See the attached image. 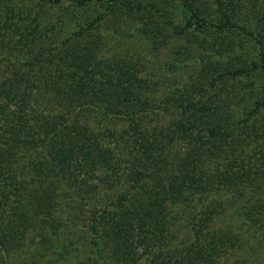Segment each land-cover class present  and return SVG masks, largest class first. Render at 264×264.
I'll return each mask as SVG.
<instances>
[{
  "label": "trees",
  "instance_id": "1",
  "mask_svg": "<svg viewBox=\"0 0 264 264\" xmlns=\"http://www.w3.org/2000/svg\"><path fill=\"white\" fill-rule=\"evenodd\" d=\"M68 1L73 17L101 0ZM107 1L111 13L124 7L127 17L142 7L137 0ZM225 1L184 0L179 11L166 14L165 24L176 34L188 29L210 38L220 56L224 50L223 62L232 69L229 75L246 81L226 92L220 98L224 101L206 102L199 108L187 102L182 109L186 118L180 124L168 127L163 118L149 119L122 131L128 145L123 153L132 162L129 170L120 173L126 180L114 187L108 186L116 182L111 174L123 158L107 142L109 133L96 132L93 122L113 116L159 118L173 104L156 102L151 112L149 102H121L134 99L136 90L124 84L122 64L109 65L107 56L96 52L99 36L68 46L75 34L98 29L102 14L68 31L70 24H77L63 17L67 11L40 25L39 15H32L34 21L28 18L26 4L0 0V264H264V158L252 159L253 154L240 148L252 133L264 134L260 114L264 112V16H256L259 0ZM211 3L217 6L212 14ZM147 15L152 17V11ZM60 32V40L49 38ZM226 41L229 52L223 45ZM249 41L256 58L238 62L236 52ZM160 47L157 41L155 50ZM176 58L169 59L166 68L161 65V72L181 71L185 79L187 67L194 64L191 53ZM202 69L213 72L214 67ZM251 77L254 81L248 83ZM210 83L214 86L216 81ZM170 86L179 89V84ZM94 95L117 101L96 102L91 100ZM129 103H135L131 111L126 107ZM224 119H230L226 127ZM239 124L237 134H228ZM217 136L222 138L219 145ZM191 137L196 149L178 151L176 145ZM144 177L149 180L141 181ZM239 181L261 184L263 196L247 198L233 208L201 197ZM99 184L119 193L104 224L97 220L103 207L98 202L103 195L95 196ZM85 202L90 205L87 209ZM85 211L91 214V223L86 244H81L73 234ZM170 211H188L191 217L176 218ZM28 223L39 226L30 246L25 245ZM178 229L186 231L180 241L175 240ZM81 245L89 249L85 260Z\"/></svg>",
  "mask_w": 264,
  "mask_h": 264
},
{
  "label": "rangeland",
  "instance_id": "2",
  "mask_svg": "<svg viewBox=\"0 0 264 264\" xmlns=\"http://www.w3.org/2000/svg\"><path fill=\"white\" fill-rule=\"evenodd\" d=\"M137 1L142 4V7L133 9L134 13H132L131 17L123 15L127 10L124 7L120 10L121 12L118 11L117 14L111 13L109 11V7L107 6V0H101L94 6L89 5V8L85 6L83 9L74 13L73 17H71V11L68 7L71 2L68 0H64L60 4L55 0V3H51V0H12V2H17L18 4H26L25 6L27 8L26 12L28 18L32 17L34 14L36 16L39 15L38 18L40 20V25L42 20L48 23L53 22L63 16V12L67 11V16L63 17L72 18L73 24H77V27L70 24L69 26L71 27H67L68 31L78 28V25L88 22L97 14H102L103 16L100 19L101 24L98 29L93 28L91 29V32L86 30L82 33L75 34L71 37V41L67 43L68 46L71 44H77L76 46H80L81 44L87 42L88 39L92 40L93 35L99 36L96 41V52L100 55H106L109 65L113 64L114 66V64H122L121 71L124 72V75H122L124 84H131V86L135 87L136 93L133 95L135 98L123 99L121 102H149V104H151L150 111L154 110L152 105L156 102H170L171 105L173 104L172 108L167 111V114L163 112L159 118H153L156 114L146 115L145 117H142V119H131L126 116H113L105 118L104 121L98 120L93 122L92 128L94 127L96 132H101L103 135L109 133L107 136V142L114 146L115 152H121L120 158H123L122 163L119 164L118 170L111 174L115 177L116 182H114V185L108 186L114 187L117 183L121 186L119 183L126 180H123L120 173L124 171V168L129 170L132 162L126 153H123V150L128 148V145L125 142V137H122L121 135L122 131H125L129 127L132 129L134 126H141L145 124L143 121L147 122L149 119L159 120L160 118H163L168 127L174 125L175 123L180 124L186 118L185 115H182V109L187 102H194L195 108H199L202 104H206V102L211 103L224 101V99L220 98L225 97L226 92H230L233 88H238V86L246 81L242 76L233 78L229 75V71L232 69L227 65V63L223 62L225 59L223 57L224 50L220 56V53L215 48L214 42L210 38L205 39L203 35H198L188 29L184 30L180 34H176L174 33L176 32L175 28L173 29L172 26L170 27L165 24V20L167 18L166 14L170 13V11H179L184 0ZM225 2H227V0ZM261 2L262 1L259 0L257 5L258 7H256V9H260L256 13V16H264V10H262L260 6ZM210 8L212 10H210V14H212L214 8H217V6L213 3ZM149 9L153 13L152 17L147 15L151 13ZM256 16L254 19H256ZM32 21H34L33 17ZM142 25H144V28L138 29L141 28ZM61 36L62 32L57 34L56 37L51 36L49 38L58 41L62 38ZM157 41L161 45L159 50H155V43ZM250 44V41L247 42V46L243 48V50H238L236 52V54H238V56H236L238 58V62H240L243 58H256L257 55L250 47ZM223 45L225 46V49L226 47L228 48L227 51L229 52V43L226 41ZM179 51H181V53H179ZM185 51L191 53V58L194 61V64L189 65L185 71V77L187 78L184 79V74L181 71H178L177 74H166L161 72V65L166 68L165 64L169 59L175 60L176 57L182 58ZM163 56H167L168 59L165 60ZM172 62L175 63L174 61ZM203 67H214V70L213 72H204L202 69ZM113 73L114 72H112V74ZM189 74L197 75V77L190 78V76H188ZM198 75L201 76L198 78ZM212 80L216 81L214 86L210 83ZM250 81H254V78L251 77L248 83ZM261 83L264 87V79L261 80ZM170 84L173 86L179 84V89H173L174 87H171ZM253 87L259 88L260 85L253 84ZM106 97L107 96L105 95H94L91 100H95L96 102L117 101L115 100V97L113 99ZM233 102H236V99ZM134 104L132 105L129 103L126 105V107H129V111H131L130 109L135 108ZM260 114L264 116L263 111H260ZM251 118L250 119L253 120V117ZM88 120H92V118L88 117ZM228 120L230 122V119H227V121L224 119L225 124H223L225 127L228 125ZM261 120L264 121L263 119ZM190 122H192V120H190ZM189 126L192 128V125ZM196 127L199 126L196 125ZM185 128L186 125L184 124L181 130ZM240 129L241 127L239 124V127H234L230 133H228L229 131L227 133L237 134ZM217 135H221V132L217 133ZM217 137H219V139H217V143L219 145L221 144L219 141H221L222 138H220V136ZM194 139V137H191L187 140H181L179 142L180 144L178 143L176 145V147L180 146V148L177 147L179 148L178 151L185 153L190 149H196ZM182 142H185V144L182 145ZM204 148L209 150L211 146H205ZM240 148H242L244 152L253 154L252 159L256 158L257 160H260L262 158L263 160L264 134L259 135L252 133V136L247 139L245 144H243ZM258 154H262V156L258 157ZM236 166L239 168L240 164L237 163ZM155 167L158 166L151 165L149 168ZM237 168L235 167L236 172L240 175ZM146 180L149 179H145L144 177L141 181ZM262 181H264V178ZM100 185L101 184H99V186ZM251 185L249 182L243 183L239 181L235 185L228 187L227 190H217L215 192L216 194L214 193L215 195L212 192L208 193L209 195H200L201 197L205 196L204 198H208L211 203L221 200L223 203V205H221L222 207L229 206V208H233L240 204H244L247 198L255 200L256 197L263 196V188L261 184L258 187ZM120 190L123 191V188L121 187ZM101 195H103V199L100 198L98 202H100V205H103V207H100L97 211V220L98 222H101V224H104L106 222L105 216L108 214V210L112 211L115 209V200L119 197V193L113 190V188L102 189L100 186L99 193L95 194V196L100 197ZM83 198L86 199L87 196H84ZM87 202L83 204L84 209L90 207ZM209 206L210 204H208L207 210H209ZM27 214L28 213H25L23 217L28 220ZM169 214H174L173 217L175 216L176 218L184 215L186 220L191 217V214L188 211L184 213L182 212V214L170 211ZM90 216L91 214L88 211L83 212L81 216H79V229H76L75 234H73L74 238L76 237V242L79 241L81 244H86V231L88 224L91 223ZM221 216L224 217L225 215ZM216 217L219 218V215L217 214ZM173 222L176 227L179 226V224L176 223V219H174ZM186 224L184 225L185 228ZM38 228L39 226L34 223L27 224V231L25 232L26 246L32 245L35 236L38 235ZM74 228H76V226ZM185 232L186 231L183 229L176 230L174 233L176 236L175 240L180 241L183 238V235H186ZM80 251L83 255L81 260H85L83 257H86L89 253V249L84 245H81ZM73 264H76V262L74 261Z\"/></svg>",
  "mask_w": 264,
  "mask_h": 264
}]
</instances>
